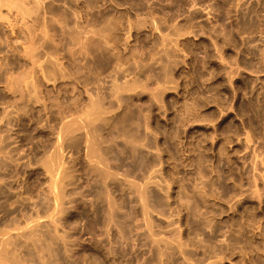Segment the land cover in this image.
I'll use <instances>...</instances> for the list:
<instances>
[{
    "label": "rangeland",
    "instance_id": "obj_1",
    "mask_svg": "<svg viewBox=\"0 0 264 264\" xmlns=\"http://www.w3.org/2000/svg\"><path fill=\"white\" fill-rule=\"evenodd\" d=\"M0 129V264L45 262L36 249L27 259L12 225L49 202L51 162L59 180L69 171L61 185L72 175L62 188L87 237L107 238V188L126 210L119 222L141 238L126 264L172 226L180 239L166 241L183 243L168 264H264V0H0ZM149 182L170 187L175 224L143 212Z\"/></svg>",
    "mask_w": 264,
    "mask_h": 264
},
{
    "label": "bare ground",
    "instance_id": "obj_2",
    "mask_svg": "<svg viewBox=\"0 0 264 264\" xmlns=\"http://www.w3.org/2000/svg\"><path fill=\"white\" fill-rule=\"evenodd\" d=\"M45 68V67H44ZM25 81H27V80H25ZM27 84H28V82H27ZM25 86H26V82H25ZM30 85H28V86H26V88L27 87H29ZM33 90H35L34 88H33ZM100 106H98V105H93V108H92V111H93V114L95 115V118L96 119H101V118H103V111H102V108L100 109L99 108ZM126 117H130L131 118V115L130 116H126ZM127 119V118H126ZM130 120H132V119H130ZM125 121V120H124ZM106 122V121H105ZM126 122H128V119L126 120ZM125 124H128V123H124V125H122V126H127V125H125ZM131 123L129 122V125H130ZM128 127V126H127ZM124 128V127H123ZM125 129H126V127H125ZM129 129H132V128H129ZM1 130V129H0ZM121 130H122V128H121ZM133 130V129H132ZM126 131H128V129L127 130H125V132H124V134H126ZM130 132V133H129ZM133 132L132 131H128V135L129 134H132ZM136 135V134H135ZM6 136V135H5ZM74 136V135H73ZM73 136H71L70 138H71V141H75L76 140V138H78V137H76L75 138V140H74V137ZM130 136V135H129ZM133 136V135H132ZM131 136V137H132ZM2 137H4V135L2 136ZM2 137L0 138V141H1V139H2ZM134 138H136V136H133ZM129 137H127V139H128ZM134 138L132 139V138H130L131 140H129V144H132L133 145V148H134V146H137L139 143L138 142H136L135 140H134ZM7 139V138H6ZM3 141H4V138L2 139ZM70 140V139H69ZM77 140H80L79 138L77 139ZM76 140V141H77ZM95 140H96V138L95 137H92V141L93 142H95ZM70 141V142H71ZM76 141H75V143H76ZM2 142V141H1ZM0 142V143H1ZM70 142H68L69 144H70ZM8 143V142H7ZM4 145H3V149L5 148V144L6 143H3ZM2 145V144H1ZM75 146L77 145V144H74ZM74 145H72V146H74ZM140 145V144H139ZM7 146H8V144H7ZM71 146V145H70ZM131 146V145H130ZM132 147V146H131ZM1 148H2V146H1ZM1 148H0V150H1ZM75 148V147H74ZM78 148H79V144H78ZM2 149V150H3ZM134 150V149H133ZM132 150V151H133ZM5 150H3V151H1L0 152V154H2V153H4L5 154V152H4ZM131 151V152H132ZM136 151V150H135ZM134 151V153L136 154V152ZM7 152H8V149H7ZM10 152H8V155H9V157H11V154H9ZM133 153V154H134ZM134 154V156H137V155H135ZM7 155V154H6ZM56 155V154H55ZM4 156V155H3ZM57 156V155H56ZM1 158H3L2 156H0ZM13 157V156H12ZM11 157V158H12ZM142 157V156H141ZM59 158V156L58 157H56V159H58ZM6 159V158H5ZM10 159V158H9ZM18 159V158H17ZM16 159V160H17ZM55 159V160H56ZM16 160H14V161H16ZM58 160H60V159H58ZM6 160H4V162H5ZM9 160H7L6 162L9 164V165H11L12 164V161H9ZM52 161H54V160H52ZM11 162V163H10ZM16 162H18V161H16ZM55 162V161H54ZM58 162V161H57ZM49 164V162H47V161H45L44 162V164ZM52 163V166H50L51 167V169H49L48 170V165H46L47 167H45V168H43V169H45V170H47V173L50 171V173H52V174H47V175H52L51 177L49 176V178H52V180L51 179H49V181H51L52 182V185L50 186L49 184V186L51 187L49 190H50V192L48 191L47 193H49L48 194V196L50 195V197L48 198V199H50L49 200V202H43V201H38L35 205H30V204H26L25 206H24V208H23V213L22 214H24L23 215V217H24V225L22 226V227H19V226H21V225H19L18 223H16V221L15 222H13V223H16V225H12V227L14 228V229H16V228H18L17 230H19L18 232H20L19 234H21V238L23 237L24 239H25V243H26V247L28 248V252H27V254H28V257L29 258H27L29 261H30V259H31V257H32V255H33V250H38L39 252H42V256H41V258L45 261L44 263H41V264H58L57 262L59 261L60 263L59 264H126V259L124 258V253L125 252H127V251H129V250H134V248H135V246H136V242H138L140 239H138L137 237V239L138 240H134V241H132L131 240V235L133 234H131V232H132V230H130V232H128L126 229H129L127 226L129 225H127L125 222H126V219L124 218V221L125 222H123V220H121V222H119V220H118V218H122V216L121 215H117V212L119 211V209H121L122 207H120V206H118L117 205V201L115 200V199H113V196L111 197V194H110V191L108 190V188H107V186H105L104 188H107L106 190H105V192L106 193H104V194H106V196L104 195L103 197H106V199L105 200H107L106 202H107V211H106V216H107V221H108V224L106 225V227H104V230H102L103 228V226L102 225H100V226H102L101 228V230L103 231V234H105L106 235V240H104L103 238H104V235L103 234H100V235H103V238H100V237H89V235H88V237H87V235L86 234H84V230H85V227H86V221H85V217L83 216V215H81V214H79V216H80V218L81 219H79V222L76 224V225H74L73 224V222H72V219H71V215H72V213H74L75 211H76V208H75V202H74V204H73V202L72 201H75L76 199H74L73 197V199L74 200H69L71 197H69V199L67 200V196H66V194H65V192H66V190H67V188H66V190L64 189V188H62V185L63 184H66L65 186H67V183H68V181H70V178H72L71 176H68V177H70V178H66L68 181L66 182V183H64V182H61V183H63L62 185L60 184V181L63 179V178H65V176L64 175H69L68 174V172L69 171H65V173L66 174H63L62 173V175L63 176H61V177H63V178H61V180H59L60 179V177L58 176V173L62 170V168H60L61 167V162H59L58 164L57 163H53V162H51ZM19 164V163H18ZM44 164H42V165H44ZM57 164V165H56ZM60 164V166H58ZM17 165V164H16ZM16 165H14L13 164V166L12 167H14V166H16ZM28 166V165H27ZM18 167V166H17ZM29 167V166H28ZM57 167H59V170L60 171H58V168ZM9 168H11V166L9 167ZM13 169V168H12ZM35 169V168H34ZM95 169V168H94ZM19 171V170H18ZM27 171H29V170H27ZM33 171V170H32ZM96 171H99V173H100V175H101V177H103L104 179H107V178H112V176L114 175H112V172H110L109 170H107V169H105V168H102V169H97L96 168ZM12 172V171H11ZM46 172V171H45ZM37 174V173H36ZM59 174H61V173H59ZM40 175V174H39ZM27 176V175H26ZM28 176H30V175H28ZM115 176H113V178H114ZM65 179V180H66ZM103 179V180H104ZM32 180H33V178H32ZM25 181V180H24ZM31 181V180H30ZM36 181H38V180H36ZM62 181H64V180H62ZM72 181H74L73 179H72ZM39 182V181H38ZM51 182H50V184H51ZM25 183V182H24ZM24 183L22 184V186L24 185ZM40 183V182H39ZM71 183V181L69 182V184ZM73 185H75V184H73ZM146 187H144L143 189H142V187H141V189L142 190H140V192L138 191V193H139V198H140V201L139 202H141V206H143L144 207V209L143 210H145V211H143L144 213L146 212H148V213H150V214H152L151 216H153V218H154V216L156 215V217H164V219L166 218V219H168L167 221H168V224H166V225H168V226H171V225H173V224H175V222H176V219H170L171 217L168 215V213H170L169 211H171V208H170V210L168 209V206L170 207V205H168V199H169V196L171 195L170 194V192H168L167 190L170 188H168V189H166L165 187H164V185L163 184H161V183H157V182H154V183H147L146 185H145ZM46 187H48V186H46ZM60 187L62 188V189H60ZM63 187H64V185H63ZM166 187H168V186H166ZM23 189V188H22ZM45 189V188H44ZM64 189V190H63ZM68 189H71V185H70V188H68ZM36 190H38V189H36ZM73 190H74V186H73ZM170 190V189H169ZM25 191L27 192V193H29V194H31L32 192H33V189H32V186H31V184L29 183L28 185H26V188H25ZM45 191V190H44ZM178 191V190H177ZM23 192V191H22ZM21 192V193H22ZM41 192H42V190H41ZM72 192V191H71ZM128 192V191H127ZM102 193V192H101ZM128 193H130L131 194V190H130V192H128ZM168 193L170 194V195H168ZM23 194V193H22ZM26 194V193H25ZM71 194V193H70ZM35 195H37V194H35ZM129 195V194H128ZM132 195V194H131ZM130 195V196H131ZM8 196V195H7ZM19 196H21V195H19ZM28 196H30V195H28ZM38 196V195H37ZM41 196H42V194H41ZM32 197V196H31ZM40 197V196H39ZM27 198H29V197H27ZM31 199V198H30ZM41 199V198H40ZM88 199V198H87ZM66 200H67V202H66ZM90 200H93V199H91L90 198ZM90 200H89V202H90ZM170 200V199H169ZM70 201V202H69ZM95 201V200H94ZM78 202V201H77ZM91 203H92V201H91ZM93 204H96V202L95 203H93ZM93 204H91V209H93L92 208V205ZM122 205V204H121ZM131 206V205H130ZM77 207V206H76ZM94 207H96L95 205H94ZM78 208V207H77ZM132 208H133V206H132ZM132 208H128V209H131L132 210ZM78 209H80V208H78ZM96 209V208H95ZM123 209V208H122ZM90 210V209H89ZM11 211V210H10ZM81 211V210H80ZM83 211V210H82ZM99 211V210H98ZM98 211H94L95 213L96 212H98ZM122 211H126V210H122ZM129 211V210H128ZM133 211V210H132ZM131 211V212H132ZM17 212H18V210H17ZM78 212V211H77ZM104 212V211H103ZM130 212V213H131ZM91 213V212H90ZM120 213V212H119ZM118 213V214H119ZM124 213V212H123ZM145 213V214H146ZM147 213V214H148ZM14 214V213H13ZM89 214V213H88ZM97 214V213H96ZM127 214V213H126ZM128 214H129V212H128ZM132 214V213H131ZM6 215V214H5ZM10 215H11V213H10ZM92 215V214H91ZM105 215V214H104ZM125 215V214H124ZM149 215V214H148ZM174 215V214H173ZM17 216V215H16ZM20 216H22V215H20ZM118 216V217H117ZM129 216V215H128ZM132 216V215H131ZM131 216H129V217H131ZM103 217H105V216H103ZM127 217V216H126ZM168 217H170V218H168ZM11 218V217H10ZM22 218V217H21ZM21 218H20V223H21ZM97 218V217H96ZM151 218V217H150ZM149 217H148V219H149V221L152 219H150ZM17 219V218H16ZM23 219V218H22ZM75 219V218H74ZM105 219V218H104ZM128 220H130V221H128L129 223H131V219H129V218H127ZM148 219H147V222L148 223H151L152 221H153V219H152V221L151 222H149L148 221ZM160 219V218H159ZM15 220V219H14ZM76 220V219H75ZM156 220V219H155ZM161 220H163V219H160V221ZM13 221V220H12ZM104 221V220H103ZM102 221V222H103ZM3 222V220L1 221V223ZM101 222V223H102ZM98 223V222H97ZM105 223H107V222H105ZM111 223H114V225L116 226V228H117V232H115L116 230V228L114 229L115 231V238H112L113 237V235L110 237V233H112V231H111V228H109V226L111 225ZM153 223H154V221H153ZM10 224H12V223H10ZM95 224V223H94ZM160 224H162V222L160 223ZM177 224V223H176ZM2 225V224H1ZM5 225V224H4ZM19 225V226H18ZM98 225V224H97ZM113 225V224H112ZM112 225H111V227H112ZM127 225V226H126ZM150 225H152V224H150ZM18 226V227H17ZM76 226V227H75ZM161 226V225H160ZM6 227H8V226H6ZM95 227V226H94ZM97 227H99V226H97ZM130 227V226H129ZM172 227H174V228H171V227H169V228H171V229H169L168 228V230H167V233H168V235H169V237L170 238H172V237H174V239H177V238H179L180 239V237H177V236H175L178 232H177V226L175 227V226H172ZM73 228L75 229V230H77V228L80 230V239H81V241H80V244H78L77 243V240H76V238L74 237V234L72 233V232H70V231H72L73 230ZM7 229H9V228H7ZM7 229L5 230V231H7ZM12 229V228H11ZM94 229V228H93ZM109 229H110V233H109ZM2 230V229H1ZM78 230V231H79ZM100 230V231H101ZM16 231V230H15ZM14 231V232H15ZM77 231V232H78ZM3 232H4V230H3ZM7 232H9V231H7ZM6 232V233H7ZM12 232L13 231H10V234H12ZM13 232V233H14ZM18 232H16L15 234H17ZM74 232H76V231H74ZM177 232V233H176ZM2 233V232H1ZM5 233V232H4ZM93 233V232H92ZM100 233H102V232H100ZM9 234V233H8ZM7 234V235H8ZM1 236L2 235H4V234H0ZM86 235V236H85ZM6 236V235H5ZM4 236V237H5ZM12 236L13 235H9V237H10V239L12 238ZM20 236V235H19ZM133 236H134V234H133ZM147 236H149V237H151V235H147ZM172 236V237H171ZM15 237V236H14ZM18 236L16 235V237L15 238H17ZM149 237H147V238H149ZM175 237H177V238H175ZM2 238V237H1ZM0 238V239H1ZM100 238V239H99ZM146 238V239H147ZM160 238H164V237H160ZM168 238V237H167ZM170 238L169 239H166V238H164L165 239V241H159V239L158 240H156V241H154V239L155 238H153L152 239V237L150 238V239H152L153 241H152V244H150V239H149V244L151 245V249L150 250H146V249H148L147 247H148V245L146 246V248H145V251H144V249L142 248V247H145L144 245L141 247V249L140 250H138V251H141L142 249H143V253L141 252H136V254L134 255V259H135V261H136V264H162L165 260H168V259H174V258H169V256L170 257H172L171 255H173V254H171V255H169L170 253H174V248L176 247V249H175V251L176 252H178V249H177V246H178V248L180 247L179 245L181 244V243H183V242H180L181 240H178L177 242L174 240V239H172V241L171 242H173V240L175 241V242H173V243H171L170 241H166V240H170ZM4 239V238H3ZM7 239H8V236H7ZM132 239H135V238H132ZM12 241L14 240V239H11ZM10 240V241H11ZM18 240H19V237H18ZM18 240L16 241V242H18ZM145 239H143V241H144ZM4 241V240H3ZM11 241V242H12ZM6 243H5V245L7 244V241H5ZM9 242V241H8ZM23 242V241H22ZM22 242H20L21 244H22ZM145 242V241H144ZM178 242H180V244L178 243ZM1 243V242H0ZM4 243V242H3ZM12 243H14V242H12ZM12 243H9V244H12ZM20 243H18V244H20ZM24 243V242H23ZM24 243V244H25ZM176 243V244H175ZM178 243V244H177ZM9 244H7V245H9ZM140 244H144V243H140ZM6 245V246H7ZM23 245V244H22ZM21 246V245H20ZM181 246H182V244H181ZM24 247V246H23ZM22 247V248H23ZM186 248V246L184 245L183 247H181L182 249L183 248ZM47 248V250H50V252H46L45 251V249ZM138 248V247H137ZM181 248H180V254L182 253V255H184V254H186L185 252H187V251H183V250H181ZM139 249V248H138ZM182 251V252H181ZM14 253L15 254V252H13V251H10V252H8V253ZM121 252V253H120ZM184 252V253H183ZM194 251H192V254H194L193 253ZM123 253V254H122ZM132 253V252H131ZM175 254V253H174ZM188 254H190L189 256H187L188 257V259L190 258V256H192L191 255V252H189ZM197 254V253H196ZM11 254H9V256H10ZM125 255H127L128 257H129V255L131 256V254H129V252H128V254L126 253ZM179 255V254H178ZM177 253H176V258H178L177 256ZM181 255V256H182ZM13 256V255H12ZM16 256H18L17 254L15 255V256H13V258L12 257H10V258H7V260L8 261H10V263L9 264H11V262H12V264H14L13 262L15 261L14 260V258L16 257ZM126 256V257H127ZM181 256H179V257H181ZM19 257V256H18ZM18 257H16V258H18ZM26 257V256H25ZM11 258L14 260V261H11ZM20 258V257H19ZM130 258V257H129ZM133 258V257H132ZM131 258V259H132ZM168 258V259H167ZM181 258H183V260L184 261H186V257L185 256H182ZM185 258V259H184ZM193 258V257H192ZM10 259V260H9ZM19 261H21V259H18ZM25 260V259H24ZM28 260H26V261H28ZM175 260V259H174ZM174 260H172V261H174ZM178 260V259H177ZM193 259H191L189 262H191ZM194 260H195V258H194ZM17 261V260H16ZM28 261V262H29ZM41 261V260H40ZM23 262H25V261H23ZM22 262V263H23ZM169 262L170 263H172L170 260H169ZM17 263H18V261H17ZM16 263V264H17ZM19 263H21V262H19ZM32 263H33V261H32ZM129 263V262H128ZM132 263V262H131ZM192 263V262H191ZM190 263V264H191ZM24 264H26V262L24 263ZM27 264H30V263H27ZM164 264H168L167 262H164ZM174 264H177V263H175L174 262ZM181 264V263H180ZM184 264H185V262H184ZM196 264H198V263H196Z\"/></svg>",
    "mask_w": 264,
    "mask_h": 264
}]
</instances>
